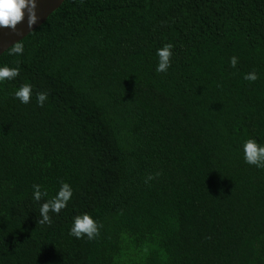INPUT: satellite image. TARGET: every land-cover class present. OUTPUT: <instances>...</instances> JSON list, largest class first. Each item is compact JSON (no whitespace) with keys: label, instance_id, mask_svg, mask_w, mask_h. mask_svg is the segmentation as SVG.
Here are the masks:
<instances>
[{"label":"trees","instance_id":"trees-1","mask_svg":"<svg viewBox=\"0 0 264 264\" xmlns=\"http://www.w3.org/2000/svg\"><path fill=\"white\" fill-rule=\"evenodd\" d=\"M20 41L0 54L20 69L0 82V264H264V168L242 149L264 146V0H64ZM84 213L94 240L69 235Z\"/></svg>","mask_w":264,"mask_h":264},{"label":"clouds","instance_id":"clouds-1","mask_svg":"<svg viewBox=\"0 0 264 264\" xmlns=\"http://www.w3.org/2000/svg\"><path fill=\"white\" fill-rule=\"evenodd\" d=\"M37 0H0V29H9L15 32L20 24L26 22L27 29L31 32L37 23L39 22V16L37 12ZM174 45L172 43L165 44L162 48L157 49L156 55L158 57V66L156 71L158 73H165L171 66L172 50ZM24 52V45L21 41L14 43L9 49V55H22ZM238 64V58L233 56L230 58L231 67L235 68ZM20 73L19 67H0V82L5 80H13ZM244 79L250 82H255L258 76L253 70L246 73ZM14 96L23 104H28L31 101L32 86L30 84H22L20 88L15 91ZM49 93L47 91L36 93L37 104L43 107L48 99ZM243 159L244 161L257 168H264V146L257 143L256 140L249 138L243 145ZM162 173L149 174L145 183L159 177ZM33 199L36 202H40L42 198L48 196L46 190H42L41 186L34 184L33 186ZM73 191L68 183L60 182L59 191L55 196L47 199L41 204L39 212L40 219L37 220V224L51 225L52 219L49 213L59 214L61 210L67 207L68 202L72 198ZM103 225L98 224L89 214L84 213L77 215L73 219L69 235L81 239L87 237L88 240H94L100 235V228Z\"/></svg>","mask_w":264,"mask_h":264},{"label":"water","instance_id":"water-1","mask_svg":"<svg viewBox=\"0 0 264 264\" xmlns=\"http://www.w3.org/2000/svg\"><path fill=\"white\" fill-rule=\"evenodd\" d=\"M63 1L64 0H37V12L40 19L35 28L40 26L48 15L55 11ZM29 33L30 31L26 27V22L20 24L15 32L9 29H0V54Z\"/></svg>","mask_w":264,"mask_h":264},{"label":"rangeland","instance_id":"rangeland-1","mask_svg":"<svg viewBox=\"0 0 264 264\" xmlns=\"http://www.w3.org/2000/svg\"><path fill=\"white\" fill-rule=\"evenodd\" d=\"M122 135V133H120ZM124 254L125 260H129L130 262H133L134 260L139 257L133 250L128 249Z\"/></svg>","mask_w":264,"mask_h":264}]
</instances>
